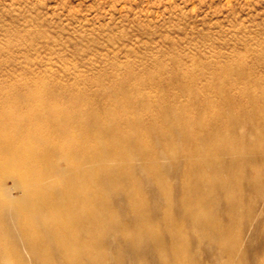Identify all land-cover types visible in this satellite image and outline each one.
<instances>
[{
	"label": "rangeland",
	"instance_id": "obj_1",
	"mask_svg": "<svg viewBox=\"0 0 264 264\" xmlns=\"http://www.w3.org/2000/svg\"><path fill=\"white\" fill-rule=\"evenodd\" d=\"M262 78L264 0H0V126L6 127L4 140L15 139L6 161L15 157L17 147L25 150L44 149L46 143L40 141L37 135L41 133L48 138L50 145H74L72 138L61 140L57 137L56 126H81L83 130L96 125L131 126L123 122L121 118L124 117L139 119L141 126H153L160 123L163 115L176 126L178 119L167 114V111L179 106L184 109L180 118L197 121L194 126L200 130L205 126H225V121L230 122L228 126H234L232 136L239 138L242 146L246 147L258 139L264 141V126H261L264 111L250 116L251 98L248 92L241 96L239 90L247 88L251 93L262 95ZM230 84L238 88L233 89ZM35 93L41 98L32 97ZM224 101L230 102L232 111H227L225 117H217L224 112ZM256 103L254 101V105H258ZM239 105L243 108L239 109ZM51 107L63 109L68 117L57 124L47 120L46 115ZM29 112L42 117L32 119L30 126H14V120ZM247 116L248 119L243 121ZM259 132L261 136L257 137ZM148 140L153 148L166 144V137L161 131ZM173 148L166 144L163 149L164 155L161 157H165L169 163L165 158H160L159 162L168 164L165 165L169 169H166L167 174L163 171L166 187L162 190L157 187V195L152 178L138 174L137 162L134 164L136 169L132 167L130 183L118 180L120 187H126L125 190L130 187L138 189L137 192L145 200L142 209L147 213L151 210L149 214L152 212L151 215L155 216V220L150 216L151 221L158 229L162 226L159 232L162 230L160 235L165 248L161 255L164 257H160V260L149 250L150 242L144 239L145 243L149 242V246H145L141 238L135 243L148 251H143L146 255L142 252L137 255L138 252L126 246L133 238L130 232V236L126 233L124 240V237L113 232L111 227L122 221L128 231L133 230V216L129 215L132 213L128 212L126 201H122L124 198L126 200L122 189L117 195H109L108 205L116 216L106 221L113 225H105L112 232L104 233L107 234L104 235L106 239L103 237V242L95 249L97 253L102 250L99 255L102 254L104 258L103 264H175L176 259L171 254L173 248L168 243L172 238L169 236L171 232H167V228H175L183 241L181 251L186 264H264V148H256L253 160L245 165V179L240 183L236 196L234 190L224 187L216 190V193L222 192L225 196L213 193L217 195L215 201L211 202L208 197L198 205L187 203L188 210L200 206L195 210L202 211L200 216L204 220L200 216L193 219L183 217L182 211L178 213L186 183L181 173L187 163L183 154L175 155ZM29 155L37 158L34 151ZM14 159V163H25L22 156ZM254 166L258 170L257 175L253 173ZM112 171L114 173L111 175L119 179L117 169ZM15 178L17 180V176ZM225 179L232 182L234 177ZM0 184L13 196L21 194V191H15L12 179H4ZM229 194L231 201L228 203ZM168 197L171 200L166 201ZM230 202L238 204L237 213L227 211L232 206ZM167 210H170V214L164 219ZM227 213L234 216L235 223L226 224ZM160 221H163V225ZM224 221L225 224L220 223ZM168 222H171V226ZM207 222H210L209 225H206ZM214 223L232 227L229 236L224 237L214 231ZM172 224L176 226L172 227ZM121 245L126 247L122 248ZM137 245L135 249L140 250ZM23 254L24 264H35L30 254ZM52 261L57 262V259L53 258Z\"/></svg>",
	"mask_w": 264,
	"mask_h": 264
},
{
	"label": "bare ground",
	"instance_id": "obj_2",
	"mask_svg": "<svg viewBox=\"0 0 264 264\" xmlns=\"http://www.w3.org/2000/svg\"><path fill=\"white\" fill-rule=\"evenodd\" d=\"M245 74L246 73H244V75ZM247 78L246 80H248ZM253 83L255 84V82H251L250 84ZM230 87H232L231 84ZM235 87L232 88L235 89ZM194 89L193 91L195 92ZM200 89L202 88L200 87ZM206 89L209 88L206 87ZM260 90L262 95L251 93L247 88L239 90L241 91V96H244L242 95V93L248 92V95L251 98L252 104L250 105V102L248 104L251 106L252 109H250L252 111L249 110L250 113L247 112L250 116H255L260 111H264V98H261L264 97V91H262V89ZM188 91L190 90L188 89ZM197 91L198 90H196V93H198ZM32 97L36 99L41 98L36 93L33 94ZM254 101H257L256 104L258 105H254ZM130 103L133 104L132 102ZM232 103H234V101ZM223 106L224 112L218 114L217 117H225L226 112L231 110L232 108L230 102L227 103L224 101ZM238 108L242 109L243 107L239 105ZM182 109L183 107L180 106L176 108H168L167 114L173 115L178 119V123L176 126H174V124L172 123H169L165 115L161 117L160 123L157 122L153 126H141L142 121H140L139 119H128L125 117L121 118L120 116L119 117L123 119V122L131 124V126H116L117 124H115V126L96 125L86 127V130H83L81 126H56L57 130L55 133L57 137H60L61 140L72 138L75 141V144L72 146L58 144L50 145L47 141L48 138L45 135H43L42 133L37 134L38 139H40V141H44L49 146L44 144L45 148L39 150H25L23 148L17 147V150L15 151V157H24L25 163H14L15 157L10 158L6 161V158L8 157L7 155L11 154L9 152V149L12 150L15 145V139L11 137V140H4L6 139L4 137L6 134V127L0 126V181L2 182L7 178L12 179L15 191H21L20 195L15 194L16 196H13L10 192L3 188V186L1 185L2 183L0 184V264H24V252L32 256L35 264H103L102 260L104 258H102V254L99 255L102 250L100 249L101 251L99 250L97 253L95 249L100 242H103L102 240H104V235H107L104 233H107L109 230V232H112L113 230V232H115L116 235L118 234L119 237H126L128 232H130L133 238L130 240L131 242L126 246L130 250H133V252L134 250L136 253L138 252L137 255L141 254V252L143 254V251H148L146 247H143L141 245V248H143L141 249L139 248L140 244L138 246V243H135L138 239L140 240L141 238L143 240L146 239L150 242L151 246L149 250L151 252H154L159 259L160 257L163 258L164 256H162L161 254L164 251L163 247L165 248V245H162L163 239L161 240L162 237L160 235L162 230L159 232L162 226L158 229L153 221H151L152 219L155 220V216L151 215L152 212L151 214H149L151 210L148 211L149 213H147L144 209H142L144 208L143 204L145 200H143V198L139 195L141 193H139V191L137 192L138 189L136 190V188L130 187L129 189L127 188L125 190L126 187H120L118 180H122L126 184L130 183L131 174H133L132 167H134V164L137 162L136 164H138V174L142 173L143 175H149L152 178L151 180L153 181V184H155L154 187H156L157 195V192L159 191L157 187L160 190H162L161 188L165 189L166 187V183L163 182V171H165L167 174L166 169H169V166H166L168 165L166 163V165H162L163 162L160 163V158H165L161 156L164 155L163 149L165 148L166 144L168 146L174 147L173 150L174 153H176L175 155L183 154L185 164L187 163V165H185L186 167L182 170L181 173L182 177L186 180V183L183 187L185 191L180 200L181 208L178 212L180 213L182 211L181 216L186 218L190 217L191 219H193L202 215V211L197 212L195 210L200 206H193L195 208L191 210H188L187 206L190 205V203H196L195 205H198V203H202L201 201L208 197L212 202L215 198H217V195L221 196L223 194V196H225L222 192H219L220 194L218 192L216 193V190L220 191L224 189V187H230L235 191V193H230H234V195L236 196V191L238 190V187H240V183H242V180L245 179V176H243L245 175L243 171L245 169V165L249 164V162L251 163V161L253 160L252 157L255 154L256 148H264V141L258 139L256 141H253L251 145L243 147L241 144V140L232 136V130L234 126H231L232 124L228 126L230 122L228 123L227 121H225V126H205L204 129L200 130V128H197L198 126H194L197 121H190L189 119L180 118ZM62 110L63 109H60L58 107H51L50 109H48L46 115L47 120L55 124L62 120H65L68 116ZM33 112L24 114L25 116L17 118L16 121L14 120V126H30L29 122L32 119H39L38 117H42V115H35ZM179 118L182 119L181 123L179 121ZM12 119H14L13 116ZM243 119V121L247 120L248 116ZM258 120L261 121L262 119ZM220 122L223 123V121L221 120ZM200 123L201 122H199V124ZM261 126H264V120H262ZM23 128L24 127H21V129ZM160 131L164 133L166 137V144L163 147H161V145V148H153L148 138H151L152 135L157 136ZM262 133H264V129H262ZM260 134L261 133L259 132L257 134V137H259ZM136 135H139L137 139ZM32 151H34L37 158L30 157L29 154ZM11 156L13 157L14 153ZM179 157L183 158L181 156ZM165 161H167L166 158ZM167 163L169 162L167 161ZM181 164L183 165L184 163ZM112 169H117L116 173L120 175L119 179L117 176L111 175V173H114ZM134 169L136 168L134 167ZM253 173L254 175L258 174L256 166L253 167ZM15 176H17V180L16 178L14 180ZM225 177L228 179L234 177V179L232 182H229L231 179L226 180ZM183 180H181V183ZM262 186H264V184H262ZM122 189L124 191L123 193L125 194L126 200L125 198L122 199V196L120 197L122 201H126L128 212L130 211V213H132L128 214L133 216V218L128 217L133 219V230H131L132 233L131 231H128L126 229V225L125 227L123 226V221L120 224H115L113 227H111L112 230L110 228H107V226L105 225L107 219L109 220V218L111 216H114L115 214L108 205L109 195H117V193L121 192ZM214 190L215 192H213ZM123 193L120 194L123 195ZM213 193L217 195H213ZM231 194H229V196L227 195L228 203L229 201H231ZM169 198L170 197H168V200L166 201L171 200ZM231 198L233 200V196ZM218 199L221 200L219 197ZM160 201L164 202V200ZM223 201H226V199ZM231 204L232 206H230V209L227 211L237 213V210L239 208L238 204H233L230 202V205ZM124 205L125 204H123V206ZM116 210L119 213V210ZM222 210L220 209L219 211L225 212ZM169 212L170 210L164 212V219L168 218L170 214ZM221 215H223V213H221ZM150 216H153L154 218L151 217V219ZM178 216L179 218L181 217L180 214ZM203 216L205 215L203 214ZM227 216V225L231 224L232 222H236L233 221L234 216L228 213ZM202 218L203 217H201V220H204ZM160 219L157 220V225L159 224L158 222ZM174 220L176 221V219ZM195 221L196 220H194V222ZM205 221L203 222L205 223ZM226 221L220 223L225 224ZM161 222L163 221H160V223ZM165 222L166 221H164V223ZM171 222H168V224H170ZM176 222L177 225H179V222ZM176 222L173 223L176 224ZM107 223L113 225V223L111 222ZM209 223L210 222H207L206 225H209ZM129 224L131 226V223ZM175 224H172V227H175ZM127 227H129V225ZM215 227L214 229L212 227L211 228L214 231L221 233V235H223L224 237L227 235L229 236V231L232 228L224 225L221 226V224H216ZM174 229L167 228V232H171V234L173 232L172 235H169L170 237H172L171 240H168V243L171 246L168 243L167 245H169L170 248H173V250H169L173 251L171 254H173V257L176 259L175 264H186L187 261L181 251L183 241L180 240L181 238L178 236V234H176L177 230ZM130 234L128 235L130 236ZM179 234L182 233L179 232ZM233 234L235 235V233ZM112 235H114V233H112ZM125 237L122 238V240H124ZM219 239L220 238H218V241H220ZM143 240L141 241L143 242ZM148 241H146L145 243L144 240L145 244H143L145 246H149L147 245V243H149ZM121 243L122 241L120 242V244ZM105 244L108 245V243L106 242ZM135 245H137L140 250L135 249ZM229 245H231V243ZM126 246L121 245L120 247L124 248ZM184 247L185 246H183V248ZM101 248L103 249V247ZM114 251H116V249ZM144 254L146 255L147 253ZM53 258H56L57 262H53ZM163 264L167 263L163 262ZM172 264H174V262Z\"/></svg>",
	"mask_w": 264,
	"mask_h": 264
}]
</instances>
